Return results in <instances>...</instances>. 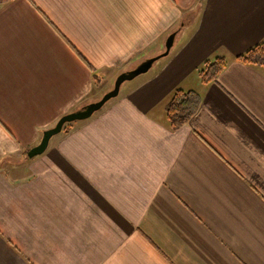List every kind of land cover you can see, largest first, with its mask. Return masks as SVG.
I'll use <instances>...</instances> for the list:
<instances>
[{
	"label": "crops",
	"instance_id": "1",
	"mask_svg": "<svg viewBox=\"0 0 264 264\" xmlns=\"http://www.w3.org/2000/svg\"><path fill=\"white\" fill-rule=\"evenodd\" d=\"M174 32L169 55L26 156ZM263 41L264 0L1 6L0 264H264V69L236 59ZM178 88L201 104L171 129Z\"/></svg>",
	"mask_w": 264,
	"mask_h": 264
},
{
	"label": "trees",
	"instance_id": "2",
	"mask_svg": "<svg viewBox=\"0 0 264 264\" xmlns=\"http://www.w3.org/2000/svg\"><path fill=\"white\" fill-rule=\"evenodd\" d=\"M12 1L14 0H0V7ZM236 59L245 64L264 69V41L237 56ZM227 65L228 62L225 58L218 57L215 60L204 62L199 72L206 82H216ZM200 104L201 95L198 92L176 89L166 105V116L170 128L177 129L187 124L199 110ZM26 156L28 157V152Z\"/></svg>",
	"mask_w": 264,
	"mask_h": 264
},
{
	"label": "water",
	"instance_id": "3",
	"mask_svg": "<svg viewBox=\"0 0 264 264\" xmlns=\"http://www.w3.org/2000/svg\"><path fill=\"white\" fill-rule=\"evenodd\" d=\"M176 35L177 33L174 32L168 37L164 53L153 58L147 59L134 70L121 73L115 81L114 88L107 92L100 100L89 103L76 112L64 115L59 119V121L54 127L44 131L40 144L28 151V157L34 158L38 155L43 154L48 149L51 139L54 136L60 134L67 124H70L75 121L86 120L92 117L96 112L101 110L107 102H109L111 99L117 97L120 94L122 85L124 83H126L127 81H131L144 73H147L153 67L156 61L169 55L172 47L174 46Z\"/></svg>",
	"mask_w": 264,
	"mask_h": 264
},
{
	"label": "rangeland",
	"instance_id": "4",
	"mask_svg": "<svg viewBox=\"0 0 264 264\" xmlns=\"http://www.w3.org/2000/svg\"><path fill=\"white\" fill-rule=\"evenodd\" d=\"M135 79L131 80V81H127L125 86L129 85L130 83H132ZM104 84V83H103ZM102 86H100L98 84V87L96 89V95H95V98H98L97 100L101 99L107 92H109L110 90H112L114 88V82H112L110 85L107 84L105 82V84Z\"/></svg>",
	"mask_w": 264,
	"mask_h": 264
}]
</instances>
